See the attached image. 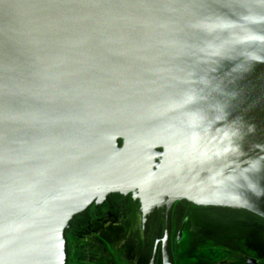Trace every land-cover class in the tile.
I'll use <instances>...</instances> for the list:
<instances>
[{
    "label": "water",
    "instance_id": "water-1",
    "mask_svg": "<svg viewBox=\"0 0 264 264\" xmlns=\"http://www.w3.org/2000/svg\"><path fill=\"white\" fill-rule=\"evenodd\" d=\"M152 222L264 224V0H0V264Z\"/></svg>",
    "mask_w": 264,
    "mask_h": 264
},
{
    "label": "rangeland",
    "instance_id": "rangeland-1",
    "mask_svg": "<svg viewBox=\"0 0 264 264\" xmlns=\"http://www.w3.org/2000/svg\"><path fill=\"white\" fill-rule=\"evenodd\" d=\"M152 217L153 221H155V216L152 215ZM151 220L149 219V221ZM95 224L99 223L96 222ZM190 224L192 225L189 226L191 227L190 230L195 232L193 239L189 237V239L187 238L186 240V242L190 245L193 242H201L200 244L203 242H212L207 236L210 235V232L213 233V231H218L217 227L211 226L207 222L204 225L200 223L199 225L197 222ZM146 225L149 226V223L147 222ZM150 226L151 228L148 231H146V229L137 231V228L134 229L136 230L134 231L132 228V231H130L128 234L130 237L127 239L119 236V233L116 232L115 229L104 231L100 225L96 227L93 225L92 228H94V232H91L86 230L83 225L73 224L67 233L68 246L70 247L71 251L67 264H113L114 261H110L107 258L108 255L111 257V253L113 255L119 253L121 256L132 257L135 261H140L141 264H148L154 241L152 239L155 238V223L153 224L152 222ZM243 227L245 228V225ZM243 227H235L236 231L232 228H230V230L234 231L235 233H239V231L244 229ZM134 232L136 234L139 233L138 239H130L133 238L132 236ZM180 242H171L172 255L177 257L179 256V258H181L182 255L183 257L186 255V252H184V254L182 252L180 253V249H178ZM106 246L111 251L108 254H106V250L104 248ZM101 247L104 251L103 254L101 253ZM192 255L194 258V263L192 264H215L216 261L220 259H231L232 264H239L238 259L233 256L234 253L227 252L221 248L213 246L212 243H205L203 247L196 248ZM155 264H161L160 255L158 252L155 259Z\"/></svg>",
    "mask_w": 264,
    "mask_h": 264
},
{
    "label": "flooded vegetation",
    "instance_id": "flooded-vegetation-1",
    "mask_svg": "<svg viewBox=\"0 0 264 264\" xmlns=\"http://www.w3.org/2000/svg\"><path fill=\"white\" fill-rule=\"evenodd\" d=\"M241 231L235 233L229 228L220 227L218 231L210 232V235L207 236L212 242H203L202 244H200L201 242H193L191 245L187 242H180L178 249H180V253L182 252L184 254L186 252V255L184 257L182 255L181 258L172 255V261L168 264L194 263L192 253L196 248L203 247L205 243H212L213 246L234 253L233 256L238 259L239 264H264V224L249 226ZM104 248L106 254L111 252L107 246ZM103 252L101 247V253L103 254ZM116 255L111 253V257L108 255L107 258L110 261H114L113 264H141L140 261L137 262L132 257L121 256L119 253ZM148 264H155V260L152 259V254L149 257ZM215 264H232V260L220 259Z\"/></svg>",
    "mask_w": 264,
    "mask_h": 264
},
{
    "label": "bare ground",
    "instance_id": "bare-ground-1",
    "mask_svg": "<svg viewBox=\"0 0 264 264\" xmlns=\"http://www.w3.org/2000/svg\"><path fill=\"white\" fill-rule=\"evenodd\" d=\"M129 130V129H128ZM145 127H142L139 123L132 125V127L130 128V133H135L137 135L142 134L143 132H145Z\"/></svg>",
    "mask_w": 264,
    "mask_h": 264
}]
</instances>
